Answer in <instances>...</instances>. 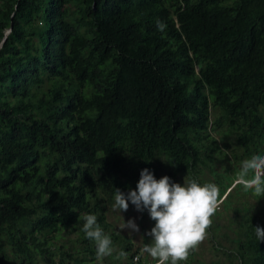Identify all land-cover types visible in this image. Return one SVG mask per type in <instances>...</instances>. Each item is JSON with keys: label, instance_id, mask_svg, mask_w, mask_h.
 Wrapping results in <instances>:
<instances>
[{"label": "trees", "instance_id": "1", "mask_svg": "<svg viewBox=\"0 0 264 264\" xmlns=\"http://www.w3.org/2000/svg\"><path fill=\"white\" fill-rule=\"evenodd\" d=\"M4 37L0 251L13 264H151L108 221L145 168L218 185L235 226L223 253L264 264V197L230 207L251 193L234 186L241 162L264 154V0H0ZM87 214L118 247L111 261L84 232L88 256L55 253L50 233Z\"/></svg>", "mask_w": 264, "mask_h": 264}, {"label": "clouds", "instance_id": "2", "mask_svg": "<svg viewBox=\"0 0 264 264\" xmlns=\"http://www.w3.org/2000/svg\"><path fill=\"white\" fill-rule=\"evenodd\" d=\"M158 27H163L158 25ZM234 186H242L246 192L264 197V155L255 154L241 162ZM129 202L138 212L147 210L155 222L146 235L151 243L145 244L142 253H147L156 264H182L207 238L212 217L223 202L219 186L215 183H199L196 179L184 180L183 185L173 182L170 177L156 179L147 168L140 172L135 190L127 194L116 189L113 210L126 212ZM83 232L87 239L95 242L96 259L103 261L114 252L111 237L97 222L95 214L84 217ZM139 232L135 220L124 222L122 229ZM256 238L264 241V228L255 227ZM120 257L126 253L121 251Z\"/></svg>", "mask_w": 264, "mask_h": 264}, {"label": "rangeland", "instance_id": "3", "mask_svg": "<svg viewBox=\"0 0 264 264\" xmlns=\"http://www.w3.org/2000/svg\"><path fill=\"white\" fill-rule=\"evenodd\" d=\"M229 138L227 139L231 141L233 139V136H230ZM221 142L223 143L224 141L221 140ZM225 150L231 153V149L225 148ZM217 167H219L220 171L223 170V165L218 164ZM233 171L234 170L231 169L230 172ZM207 177H209L210 179L213 178L211 174L209 175L207 174ZM184 180L185 179L182 178L181 185H183ZM236 196L233 198V200H231L230 207H232V205L233 207L236 206L243 207L244 205L250 207L252 206V193L241 195V197L239 196L236 197ZM112 206L113 204L109 205L108 207V221L110 223L111 229L130 237L135 244L134 249L142 250L146 242L145 238L147 239L151 238L150 236L146 235V233L149 232L151 228L154 227L155 224V222L151 220L147 210H145L142 213L138 212L135 209V206L131 204V202H129V208L126 212L113 210ZM218 210L219 212H217L214 215V217H212L213 220L212 225L219 226V229L216 230V228L215 229L212 227L209 228L207 230L208 231L207 238L196 249V256L200 258L202 264H213L216 261L217 262L221 261L222 264H230L227 255L223 253V251L225 249L232 248L234 246V243L231 241V239L235 235V233L233 232L235 226H233L232 230L229 227L230 217H228V212L227 213L223 212L225 211L223 205H221V207ZM231 214H234L233 209ZM130 219L135 220V223L139 226L138 233L132 232L131 234H129L130 233L129 229L127 228L122 229V225L124 224V222H127ZM82 233L83 230L80 226H76V227L70 226L60 231L50 233L49 237L53 242V249H55V253L58 255V257H61L62 253L65 251L72 253L75 257L82 258L88 256L87 255L88 249L86 247L88 243L84 241ZM219 242L222 245V249L218 251L216 249V243ZM4 248L6 250V253L3 255L2 251H0V264H13L15 262L14 259L16 258V254L12 246H10L7 242H5ZM113 248H114V252H117L118 247L113 246ZM111 256H107L103 260L111 261L112 260ZM5 257L7 258L6 260Z\"/></svg>", "mask_w": 264, "mask_h": 264}, {"label": "built area", "instance_id": "4", "mask_svg": "<svg viewBox=\"0 0 264 264\" xmlns=\"http://www.w3.org/2000/svg\"><path fill=\"white\" fill-rule=\"evenodd\" d=\"M264 155V154H263ZM223 200V199H222ZM222 204V203H221ZM221 206V205H220ZM194 254L191 253V255L189 256L188 260L186 262H182V264H188L189 261L193 258ZM139 259L138 255L135 256V260L137 261ZM151 264H156V260H153V262Z\"/></svg>", "mask_w": 264, "mask_h": 264}, {"label": "water", "instance_id": "5", "mask_svg": "<svg viewBox=\"0 0 264 264\" xmlns=\"http://www.w3.org/2000/svg\"><path fill=\"white\" fill-rule=\"evenodd\" d=\"M12 27H10L8 30H7V33H9L11 31ZM6 37H4V39L2 40V42L0 43V47L2 46L3 42L5 41Z\"/></svg>", "mask_w": 264, "mask_h": 264}]
</instances>
